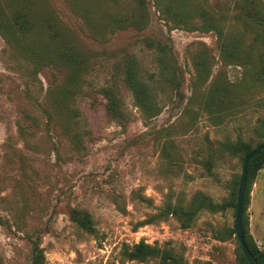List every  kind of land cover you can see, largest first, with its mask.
I'll list each match as a JSON object with an SVG mask.
<instances>
[{
  "label": "rangeland",
  "instance_id": "374dc122",
  "mask_svg": "<svg viewBox=\"0 0 264 264\" xmlns=\"http://www.w3.org/2000/svg\"><path fill=\"white\" fill-rule=\"evenodd\" d=\"M169 1L34 0L82 54L76 78L46 27L22 38L35 59L0 35V264H32L34 239L44 264H163L125 255L142 240L181 264H241L235 208H199L190 222L167 209L225 203L264 141V0H174L186 24L165 14ZM131 60L155 116L125 81ZM239 140L241 154L223 150ZM80 211L95 232L74 220ZM245 217L264 247V168Z\"/></svg>",
  "mask_w": 264,
  "mask_h": 264
},
{
  "label": "trees",
  "instance_id": "16d2710c",
  "mask_svg": "<svg viewBox=\"0 0 264 264\" xmlns=\"http://www.w3.org/2000/svg\"><path fill=\"white\" fill-rule=\"evenodd\" d=\"M137 1L141 8L145 6L146 0ZM34 5V0H0V35L4 36L17 49L22 50L28 58L35 59L38 53L35 50L28 49L25 45H23L22 38L28 34H35L36 30L39 27H46L51 36L57 39L61 44L59 49L57 48L56 51H54L52 54H54V57H56V60H58V63L60 65H64L65 67L72 70V76H74L73 78H76L78 76V73L82 71L83 66L85 65L84 60H82V54H80L78 50H75L70 40L66 36H64L65 34L62 30V27L58 23L56 18L53 15H42L43 17H41ZM163 11L177 24H186L188 22V20L183 16L184 10L182 9L180 2L170 0ZM200 15H203V11L200 13ZM157 48L159 51L158 63L161 68L162 74L164 75L168 65L166 57L167 46L159 42ZM139 74L140 73L137 62L133 60L129 61L126 64L125 81L129 88L133 91L135 101L137 105L143 110L145 115L150 117L155 116L158 111V104L153 88L151 87L150 83L141 78ZM67 93L68 92L66 91V94ZM111 103L114 107L116 106L115 99L111 98ZM241 141L242 140H239L238 142L229 141L223 143V150L229 152L232 155L241 154L240 150H238ZM263 143L264 141L259 143L256 147H252L251 149H249L243 156L244 160L248 154H250L253 150H255L259 145ZM262 168H264V149L261 150L260 153L249 163L243 215L244 237L251 252L255 256L259 264H264V247L259 246L258 243L254 240L253 236L248 232V221L246 220L245 212L250 202L252 185L254 184V181ZM242 175L240 176V182ZM240 182L239 180L234 182V185L231 187L229 198L225 203H216L211 197L203 196L201 199L202 201L200 200V206L196 210H182L173 206L172 204H169L167 213H173L179 216L185 215V217L187 218V222H190L199 208H208L212 211H218L227 208L236 209ZM74 220L85 230L89 232H95L91 215L88 212L80 211V215L75 216ZM0 222H5V220L1 216ZM185 225L187 226V224ZM234 234L236 235V221L234 228L230 231V235ZM236 238L239 242L241 250V264H250L244 254L240 240L237 236ZM31 243L32 264H44L46 261V256L44 253V249L40 245V242L38 241V239H34L31 240ZM125 247V255H127V257L131 260L147 261L150 259L159 258L163 264H181L182 262V257L177 256L170 249L151 245L149 243H146L144 240L135 243L132 246L126 245Z\"/></svg>",
  "mask_w": 264,
  "mask_h": 264
},
{
  "label": "water",
  "instance_id": "95a60500",
  "mask_svg": "<svg viewBox=\"0 0 264 264\" xmlns=\"http://www.w3.org/2000/svg\"><path fill=\"white\" fill-rule=\"evenodd\" d=\"M263 149H264V143L259 145L255 150H253L250 154H248L244 160L243 175L239 186L238 202L236 208V236L240 240L244 254L248 259V261L250 262V264H259V262L256 260L255 256L251 252L244 237V231H243L244 201H245V194L247 189L249 163Z\"/></svg>",
  "mask_w": 264,
  "mask_h": 264
}]
</instances>
